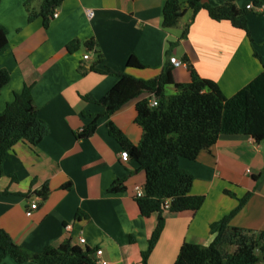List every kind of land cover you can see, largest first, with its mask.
<instances>
[{
    "label": "crops",
    "instance_id": "crops-1",
    "mask_svg": "<svg viewBox=\"0 0 264 264\" xmlns=\"http://www.w3.org/2000/svg\"><path fill=\"white\" fill-rule=\"evenodd\" d=\"M42 1L0 0V25L7 29L9 44L0 55V70L10 76L0 91V114L15 94L29 87L37 115L48 126V134L36 146L19 141L5 155L0 229L31 252L68 240L82 250L101 249L109 264H141L158 214L141 216L134 187L144 186L145 173L134 160H121L123 149L106 126L110 121L138 147L144 135L135 123V104L140 99L109 117L101 105L87 100H100L119 78L90 70L96 56L85 42L93 39L103 56L97 70L151 80L169 63V57H175L187 65L172 67L174 83H188L191 66L229 98L263 69L264 12L247 17L248 37L230 23L215 22L200 11L187 37L181 39L192 16L186 0H178L182 16L171 28L162 26L166 0H64L46 28L41 17L28 21L24 6L38 12ZM224 1L200 0L210 6ZM255 1L264 10V0ZM234 2L239 9L253 4V0ZM72 41L79 45L69 51ZM86 54L89 59L83 60ZM132 55L144 69L126 66ZM164 93L172 96L175 89L166 86ZM97 116L93 134L78 138ZM178 165L193 176L190 194L205 199L195 213L162 215L164 227L147 264H173L183 243L209 245L214 237L210 226L230 215L245 197L230 225L264 231V143L241 135L220 136L194 160L180 158ZM116 179L123 180L124 191L111 193ZM43 186L49 190L45 199L38 195ZM33 203L36 209L27 215ZM80 238L85 240L82 245ZM0 264L17 263L5 258Z\"/></svg>",
    "mask_w": 264,
    "mask_h": 264
},
{
    "label": "trees",
    "instance_id": "trees-1",
    "mask_svg": "<svg viewBox=\"0 0 264 264\" xmlns=\"http://www.w3.org/2000/svg\"><path fill=\"white\" fill-rule=\"evenodd\" d=\"M63 1L43 0L38 12L29 11L25 4L28 21L41 17L46 28L54 10ZM253 5L260 7L255 0ZM185 6L192 12V16L181 39L187 37L190 23L200 11H205L215 22L230 23L249 37L247 17L255 12L237 8L234 0H225L219 6L202 4L200 0H186ZM181 16V3L178 0H166L162 8L163 28L175 26ZM7 34V29L0 25V55L9 47ZM78 45V41H72L67 49L73 51ZM85 46L87 50H94L96 56L91 71L119 78L118 83L100 100H87L101 105L104 116L109 117L130 101L140 99L135 104V123L143 128L144 135L138 147L133 146L110 121L106 126L108 134L145 173L144 196L135 198L141 216L158 214V223L149 239L148 248L141 253V264H147L164 227L162 215L195 213L205 199L190 194L193 176L179 168V159L194 160L201 151L214 146L220 136L241 135L253 138L257 144L264 143V65L259 75L233 96L226 98L213 81L201 79L191 66H188L190 81L186 84L174 83L173 68L169 63L151 80L136 79L110 69L97 70L95 66L103 61L98 45L91 39L85 42ZM126 66L145 68L133 55L129 57ZM9 81V73L0 70V91ZM166 86L175 89L172 96L165 95ZM151 97L158 102L154 108L149 107ZM98 118L77 137L91 136ZM47 134L48 126L37 115L30 88L24 87L0 114V177L5 155L17 142L25 141L36 146ZM122 181L116 179L109 192H123ZM48 193V188L43 186L38 195L45 199ZM246 199H241L230 215L210 226L214 237L209 245L183 243L173 264H256L259 260L264 264V231L253 232L230 225L231 219ZM92 254L93 251L89 249L72 247L68 240L58 247H45L41 252H31L15 244L0 229V263L10 258L17 264H96Z\"/></svg>",
    "mask_w": 264,
    "mask_h": 264
},
{
    "label": "built area",
    "instance_id": "built-area-1",
    "mask_svg": "<svg viewBox=\"0 0 264 264\" xmlns=\"http://www.w3.org/2000/svg\"><path fill=\"white\" fill-rule=\"evenodd\" d=\"M246 9L247 10H253L255 13H257V12L263 13L264 12V10L261 6L256 7L253 4H248L246 6ZM57 16H58L57 12H54L52 14V18H56ZM89 51H91V50H89ZM82 58H83V60H88L89 56L86 54V55H83ZM168 62L170 63V65L173 68H179L181 66L187 65V62L185 60H183V59L179 60L175 57H169ZM148 102H149V107H151V108H154L158 105V102L154 97L149 98ZM120 158H121V160L126 162L129 159L127 151L123 150L120 154ZM134 196H135V198L143 197L144 196V188L142 186L134 187ZM36 207H37L36 203H33L30 206V210L27 211V215H30L31 212L36 209ZM167 207H168V202H166V204H165V208H167ZM67 229H69V226L67 227ZM79 243L82 245L85 243V240L83 238H80ZM92 257H93L96 264H109L106 260H104L103 251L101 249H95V251H93Z\"/></svg>",
    "mask_w": 264,
    "mask_h": 264
}]
</instances>
